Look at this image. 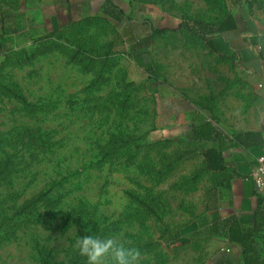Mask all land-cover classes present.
<instances>
[{
    "label": "rangeland",
    "instance_id": "obj_1",
    "mask_svg": "<svg viewBox=\"0 0 264 264\" xmlns=\"http://www.w3.org/2000/svg\"><path fill=\"white\" fill-rule=\"evenodd\" d=\"M250 1L0 0V264H87V234L138 264H208L213 177L190 126L238 94L240 50L184 25L232 15L264 42Z\"/></svg>",
    "mask_w": 264,
    "mask_h": 264
},
{
    "label": "crops",
    "instance_id": "obj_2",
    "mask_svg": "<svg viewBox=\"0 0 264 264\" xmlns=\"http://www.w3.org/2000/svg\"><path fill=\"white\" fill-rule=\"evenodd\" d=\"M61 14H56L55 18L58 20ZM48 23L49 19L43 21L44 30H49ZM208 42L213 49L222 53L240 50V58L235 59L239 70V88L237 95H230L232 99L224 100L219 119L206 120L212 122L220 133L216 141L209 145L221 151L225 168L204 173L213 177L207 194L208 211L203 215L207 220L199 227L198 230L201 231L194 233V236L201 237L203 231L211 230L227 219H235L246 228H255L251 239L257 261H263L264 194H257L247 177L255 167L264 146V61L259 58L257 47L235 37L233 31L217 34ZM246 133L258 136L253 139L241 137L238 141L234 139L235 135ZM189 138L192 139L191 135ZM199 156L202 165L203 157L200 152ZM203 238L208 244V264H245L242 246L228 239L226 228L220 226L218 234H208Z\"/></svg>",
    "mask_w": 264,
    "mask_h": 264
},
{
    "label": "trees",
    "instance_id": "obj_3",
    "mask_svg": "<svg viewBox=\"0 0 264 264\" xmlns=\"http://www.w3.org/2000/svg\"><path fill=\"white\" fill-rule=\"evenodd\" d=\"M263 2V0H251L249 3V7L252 8L255 5V8L257 10H262L264 9ZM105 14L111 16V14L107 11H105ZM178 27L182 29V25H179ZM184 27L192 35L200 39L204 37L208 38L209 41L211 37L217 34L236 30L238 28V22L234 16L227 15L223 20L219 22L202 23L194 21L191 23V25H184ZM164 31L165 30H157L153 35L161 34ZM251 44L254 47H257L258 56L261 60L264 61V42L253 37V39H251ZM211 48L213 47L211 46ZM262 130L264 133V124L262 126ZM190 134L194 142L206 144V146L199 151L203 157V164L198 170L199 175L207 172H217L223 170L225 168V162L221 151L218 148L209 145V143H214L216 141V138L220 135L212 122L203 121L199 124H193L190 127ZM257 136L258 134L254 133H246L243 135L238 134L234 136V139L238 141L241 137H244L246 139H253ZM220 226L224 229L226 228L228 239L231 242L239 243L242 246V253L245 264H264V260L257 261V253L253 245V240L251 239V236L255 232L254 227L253 229L246 228L235 219H227L223 222V224L214 226L211 228V230H206V235L218 234Z\"/></svg>",
    "mask_w": 264,
    "mask_h": 264
},
{
    "label": "clouds",
    "instance_id": "obj_4",
    "mask_svg": "<svg viewBox=\"0 0 264 264\" xmlns=\"http://www.w3.org/2000/svg\"><path fill=\"white\" fill-rule=\"evenodd\" d=\"M87 264H105V257H111V264H138L139 249L117 243L113 238H101L95 234L80 236L75 243Z\"/></svg>",
    "mask_w": 264,
    "mask_h": 264
},
{
    "label": "built area",
    "instance_id": "obj_5",
    "mask_svg": "<svg viewBox=\"0 0 264 264\" xmlns=\"http://www.w3.org/2000/svg\"><path fill=\"white\" fill-rule=\"evenodd\" d=\"M259 195L264 194V146L261 155L256 160V165L247 177Z\"/></svg>",
    "mask_w": 264,
    "mask_h": 264
}]
</instances>
